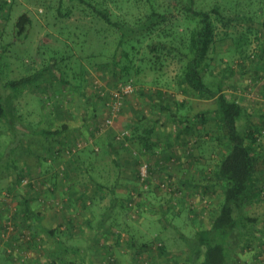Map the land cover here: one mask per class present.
<instances>
[{"label": "rangeland", "instance_id": "374dc122", "mask_svg": "<svg viewBox=\"0 0 264 264\" xmlns=\"http://www.w3.org/2000/svg\"><path fill=\"white\" fill-rule=\"evenodd\" d=\"M87 1L128 23L151 6L176 11L172 0ZM196 4L205 10L217 4L232 19L223 21L226 26L215 20L205 80L213 85L223 74V91L248 114L238 124L259 130L253 194L245 210L256 221L260 241H243L229 264H264V0ZM21 14L31 25L18 36ZM183 18L161 29L187 33ZM174 36L163 40L177 45L181 39ZM236 39L249 58L235 51ZM147 42L135 43L122 60L121 65L130 62L134 90L108 124L107 103L123 80L110 64L117 43L113 27L78 0H0V95L20 116L21 124H14L31 132L67 127L44 140L32 133L17 137L0 120V156L17 164L12 176L0 180V264H185L184 237L208 227L221 201L208 179L225 140L214 113L197 115L213 111L214 100L180 85V64L164 53L153 65ZM257 57L263 66L250 68ZM44 67L37 83L17 91L6 86ZM159 102L169 108L159 109ZM175 102H181L178 110ZM148 130L150 146L141 140ZM23 197L57 239L18 211Z\"/></svg>", "mask_w": 264, "mask_h": 264}, {"label": "trees", "instance_id": "16d2710c", "mask_svg": "<svg viewBox=\"0 0 264 264\" xmlns=\"http://www.w3.org/2000/svg\"><path fill=\"white\" fill-rule=\"evenodd\" d=\"M78 1L91 7L100 18L116 31L117 43L111 51L110 64L120 69L123 79L121 83L130 82L129 68L131 67L130 62L121 65L122 60L128 58L130 49L136 48L135 43L149 39L146 46L149 54L153 57V65L160 61V55L164 53L165 57L168 56L180 64L177 79L180 85L183 84L188 87L198 98L214 100L215 108L213 111H204L197 115L205 117L208 113H214L220 128L223 130L226 150L219 158L208 179L211 185L219 188L221 201L216 211L212 213L208 227L197 229L190 236L184 237L187 249L185 264L231 263L243 241L253 239L260 241V238L255 235L256 221L249 217L245 210L253 194L252 182L256 172L257 153L255 131L259 130L238 124L239 121L248 118V114L241 103L230 98L223 91L225 78L223 74H219V79L213 85L208 84L204 78L206 68L209 66L207 60L215 40V20L222 22L226 20L228 23L232 19L222 14L217 4L209 10H205L196 4V0H172L168 3L173 5L176 11H160L151 6L149 12L139 21L128 23L113 19L106 10L87 0ZM178 15H183V19L187 21V33L183 34V30L172 32L161 29L162 26L172 25ZM190 24L191 26H189ZM30 25L31 18L27 14L19 15L15 22V27L18 30L17 35L21 36L27 33ZM222 25L226 26L227 24L223 22ZM174 34L179 35L181 39L179 44L164 42V38H172L171 41H173L175 39ZM260 44H262L261 38ZM128 45H130L129 49L126 48ZM233 45L240 56H246L247 49H245L244 42L240 44V39H236L233 40ZM262 66L260 58L257 57L255 64L250 65V68ZM46 71L47 68L44 67L6 86L13 87L17 91L21 87L37 83ZM175 104L178 110L181 102H175ZM156 105L161 110L169 108L161 102ZM169 111L175 115L174 112ZM0 120H4L17 137L32 133L44 140H49L63 134L67 129L66 126L61 128L45 127L31 132L25 126L16 127L21 124L20 116L17 115L11 100L2 95H0ZM14 121L17 125L14 124ZM141 140L144 145H151L149 130L144 137L142 136ZM16 169L15 158H9L6 154L0 156V180L12 176ZM90 180L101 187V184L97 183L91 176ZM110 191L114 197V188H111ZM18 211L26 217L32 218L38 228L50 237L57 239L55 230H47L41 226V214L31 207L28 198L20 199ZM67 250H71L72 254L74 253L72 249Z\"/></svg>", "mask_w": 264, "mask_h": 264}, {"label": "built area", "instance_id": "2783aa9c", "mask_svg": "<svg viewBox=\"0 0 264 264\" xmlns=\"http://www.w3.org/2000/svg\"><path fill=\"white\" fill-rule=\"evenodd\" d=\"M133 90L134 86L131 81L126 83H120L117 86L116 91L112 94L113 98H111L110 101L107 103L109 115L107 116L106 123H112L114 117L117 115L121 107L123 97L132 93Z\"/></svg>", "mask_w": 264, "mask_h": 264}]
</instances>
